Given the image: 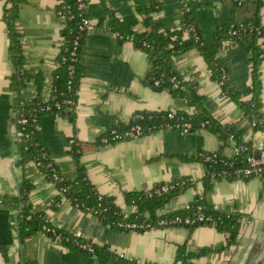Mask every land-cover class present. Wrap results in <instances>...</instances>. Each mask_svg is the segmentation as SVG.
Wrapping results in <instances>:
<instances>
[{"label": "crops", "instance_id": "crops-1", "mask_svg": "<svg viewBox=\"0 0 264 264\" xmlns=\"http://www.w3.org/2000/svg\"><path fill=\"white\" fill-rule=\"evenodd\" d=\"M199 2L197 23L207 41L213 40L214 30L220 24L242 20L255 10L254 4L247 1L237 5L231 0ZM160 3V8L152 14L155 28L159 31L176 28L179 0H160ZM4 4L5 0H0V197L18 195L22 176L13 109L15 94L9 88L13 67L7 51V28L2 19ZM57 6V0H25L16 22L25 67L42 75L43 97L50 95L66 26ZM108 10L132 30H144L142 15L136 11L132 0L88 1L87 14L94 28L86 34L80 53L84 75L80 80L74 118L52 113L43 115L37 122L40 137L66 179L76 177L77 161L72 152L73 146H77L78 164L83 166L88 181L100 194L112 196L126 213L133 210L125 203L126 192L148 190L173 177L187 176L194 181V186L165 207L182 208L201 189L204 168L201 162L180 156L197 150L215 152L222 142L209 130L200 129L184 134L158 130L113 144L99 143V137L106 130L127 123L135 112L190 109L184 96L156 89L147 82L151 66L149 54L109 28ZM260 18L264 22V9L260 11ZM216 57L225 67L227 84L236 88L242 99L258 97L264 114V57L255 86L249 51L243 41L226 40ZM174 65L181 79L194 85L204 97L206 109L220 124L236 128L246 126L241 107L222 92L197 50L177 55ZM35 90L33 79L28 78L20 94L29 99ZM263 138L262 131H253L249 126L243 134V140L250 142L252 147ZM23 174L33 184L29 192L32 208L45 210L53 225L93 243L107 245L115 253L140 263L257 264L264 256V182L260 177L218 178L207 194V200L216 208L247 218L241 223L236 241L226 246L227 234L209 225L198 226L192 231L184 227L119 230L101 223L92 213L82 211L66 199L53 209L50 203L56 195L55 185L33 161L24 165ZM18 215L15 206L0 205V264H20L19 244L23 259L38 264H117L68 248L43 231L31 233L21 241L16 227ZM180 244H185L186 252L194 255L176 260Z\"/></svg>", "mask_w": 264, "mask_h": 264}, {"label": "trees", "instance_id": "trees-1", "mask_svg": "<svg viewBox=\"0 0 264 264\" xmlns=\"http://www.w3.org/2000/svg\"><path fill=\"white\" fill-rule=\"evenodd\" d=\"M231 1L236 5L244 1L251 2L254 4L255 10L250 16L242 20H227L217 26L214 30L212 41H207L204 38L197 23V11L201 5L199 0H179V8L182 7V2L185 3V7L182 8L183 13L179 16V23L176 28L164 31L157 30L152 19V14L161 6L160 0H132L136 11L142 15V25L144 28L142 31H135L127 27L112 10H108L109 28L118 33L123 40H127L129 36L132 37L131 42L149 54L151 66L147 75V82L156 89H166L172 94L184 96L190 109L196 110L189 119L192 124L189 132L206 129L217 135L222 142L220 148L214 152L217 154V158L221 159L219 161L205 160L204 156L208 152L203 150H197L188 156H180L186 160L199 161L204 168L203 175L200 178L201 189L195 193L191 202L188 203V207L177 209L165 208L176 196L183 193L187 188L194 186V181L189 177L180 176L160 182L148 190L126 192L124 194L125 203L133 209L131 212L126 213L115 202L112 196L100 194L95 186L88 181L83 166L78 164L79 153L75 145L73 146L72 153L77 161L76 177L73 179L64 178L43 144L37 128L38 119L45 114L52 113L69 119L74 118L80 80L84 75V68L80 63V53L87 34L79 28L81 16H79L78 1L57 0L58 13L60 12L66 16L68 15V11H70L73 18L65 19L66 26L59 49L58 66L54 73L55 78L51 86L49 98L44 100L42 97L43 77L39 72H34L25 67V58L20 40L21 34L17 30L16 25L20 8L25 0H5L2 19L7 28L9 38L7 51L13 67V72L9 77V88L15 94L13 109L15 125L19 134L17 138L18 165L22 168V176L19 183L18 195L0 197V205L15 206L19 211L17 227L21 241L31 233L43 231L48 236L58 239L64 246L89 256H96L117 264H147L119 255L107 245L93 243L72 232L57 227L49 221L45 210L38 211L32 208L29 202V192L32 190L33 184L23 174L24 165L30 161L35 162L46 179L51 181L56 187V195L50 203V207L53 209H57L62 199H66L82 211L92 213L101 223L114 229L143 231L150 228L184 227L192 231L198 226L209 225L215 227L219 232L227 234L226 246L236 241L240 232L243 215L216 208L207 200V194L212 190L214 181L218 178L228 180L237 178L248 179L233 174H226L224 177L220 175L224 170L233 172L235 168L243 166L246 156L251 153V143L243 140V134L248 124L243 128L220 124L206 109L204 97L198 93L194 85L182 81L181 85L183 88H181L180 86H174V81L172 80V76L174 75L181 79L175 69V57L181 53L195 49L203 56L211 76L217 82H220L222 70L225 73L226 70L217 61V53L226 40H237L243 41L249 51V59L252 65V83L255 86L259 76V65L264 57V22L260 18V11L264 9V0ZM85 15L89 17L87 11ZM232 30H235L236 33L230 34ZM172 36L175 38L172 39ZM76 38L79 41V45L74 50L73 44ZM72 51L75 52V56L71 54ZM69 65H72V73L69 72ZM28 78L33 79L36 90L31 98L25 99L21 96L20 91L26 85ZM154 80H158L159 84L154 85ZM220 86L222 92L227 94L241 107L247 121L250 122L253 119L256 121L252 130L264 131V114L261 112L259 98L253 96L250 99H242L238 90L227 84L226 78H224ZM186 111L175 112L176 114H184ZM135 113H138L140 117H131L127 123L117 124L110 129H117L120 134H123L131 126L140 125L144 129L141 135H146L158 131L159 126L164 121L163 116L165 115V111H140ZM21 118L26 119V121L20 122ZM203 122H205V125L202 127L201 123ZM110 129L106 130L99 137L100 144H103L100 141L102 137L108 138L107 144L130 139L128 137L112 139L109 133ZM230 135L233 136L235 142L242 143L245 146V149L233 158H228L223 152L224 148L231 145ZM49 162H52L53 167H55L58 173L56 178L53 177V170L48 165ZM226 162L232 163L229 165ZM260 178L264 182V173ZM182 180H185V182L159 195L153 192L157 186ZM198 206L201 207L200 210ZM161 209H165V212L161 213ZM198 213H201L204 217L211 218V220L198 221ZM175 217H179L180 219L189 217L194 219V222L190 224L183 222L169 224L168 221ZM162 220L166 222L161 224ZM131 223L144 224L146 227L141 228L137 226L130 228L127 225ZM83 245L86 247H83ZM193 255L186 252L185 244H180L177 248L175 259L179 260L192 257ZM23 264L38 263L24 258Z\"/></svg>", "mask_w": 264, "mask_h": 264}, {"label": "built area", "instance_id": "built-area-1", "mask_svg": "<svg viewBox=\"0 0 264 264\" xmlns=\"http://www.w3.org/2000/svg\"><path fill=\"white\" fill-rule=\"evenodd\" d=\"M78 1V9L79 11V16H81V22L79 24V28L80 30H84L86 33L90 32L93 28H94V24L91 22L90 18L87 17L85 15V12L87 11V5H88V1L89 0H77ZM183 7H185V3L182 2V7L179 8V14L181 15L183 13ZM59 14L64 18V19H71L73 18V15L70 13V11H68V15L64 16L62 15L60 12ZM84 14V15H83ZM236 31L232 30L230 32V34H235ZM118 34V33H117ZM119 35V34H118ZM120 36V35H119ZM121 38V36H120ZM175 37L172 36V39H174ZM132 37H127V40L131 41ZM79 45V41L76 38L74 40V44H73V49L75 50L76 47H78ZM73 56H75V52L72 51L71 53ZM75 59V57H74ZM69 72L72 73V65H69ZM211 74V73H210ZM221 81L217 82L219 85L223 83L224 78H226V73L224 72V70H222V74H221ZM172 80L174 81V86H180L181 88H183V86L181 85V82L183 81L180 78H177V76H172ZM159 81L158 80H154V85H158ZM43 97V96H42ZM49 98V95H46L43 97L44 100H47ZM70 102V101H68ZM196 112L195 109H189L187 110L184 114H176L175 111L172 110H165V115L163 116L164 121L161 123V125L159 126V130H173V131H177L179 133H189V130H191L192 128V124L189 121L190 116L192 114H194ZM133 118L135 117H140V115L138 113H134L132 115ZM20 122H25L26 119L21 118L19 120ZM246 124H248V126L252 129L253 126H255L256 121L253 119L252 121H246ZM205 125V122L201 123V126L203 127ZM143 128H141L140 125H133L131 126V128L129 130H126L123 134H120L117 129H110L109 133L111 134V138L112 139H120L122 137H128V138H135L138 136H142L141 134L143 133ZM263 135H264V131ZM18 134V133H17ZM19 135V134H18ZM144 135V134H143ZM230 141H231V145L226 147V151L224 152V155L227 156L228 158H233L234 156H237L240 151H242L243 149H245V146L242 143H237L235 142V139L233 138L232 135H230ZM101 143L103 144H107L108 143V138L106 137H102L101 138ZM70 142H73V139L70 140ZM217 154L214 152H208L205 154L204 159L208 160V161H219L221 160L220 158H217ZM229 165L232 162H226ZM52 170H53V177H57L58 173L55 169V167H53L52 162H49L48 164ZM264 173V138L263 141L260 142L257 146L252 147L251 153L249 155L246 156V160L245 163L243 164V166H240L238 168H235L233 170V172L230 171H222L220 173L221 176H226L229 174H233L236 176H242V177H246V178H252V177H261V175ZM185 180L182 181H175L173 183H166V184H162L160 186H157L154 189V193L156 194H161L162 192H166L172 188H174L175 186H178L182 183H184ZM189 204H187L184 207H188ZM198 209L200 210L201 207L198 206ZM161 213L165 212V209H161L160 210ZM197 220L198 221H208L211 220V218L209 217H204L201 213H198L197 215ZM247 221V218H241V223ZM166 221L162 220L161 224H164ZM186 223V224H190L192 222H194V219L186 217L184 219H180L179 217H175L174 219H171L170 221H168L169 224L172 223ZM130 228H135V227H146V225L144 224H136V223H131L127 225ZM83 247H86L85 245H83Z\"/></svg>", "mask_w": 264, "mask_h": 264}, {"label": "water", "instance_id": "water-1", "mask_svg": "<svg viewBox=\"0 0 264 264\" xmlns=\"http://www.w3.org/2000/svg\"><path fill=\"white\" fill-rule=\"evenodd\" d=\"M16 227H17V226H16ZM17 228H18V227H17ZM19 248H20V251H21L20 264H23V254H22V246H21V244H19ZM257 264H264V256H263V258H262Z\"/></svg>", "mask_w": 264, "mask_h": 264}]
</instances>
